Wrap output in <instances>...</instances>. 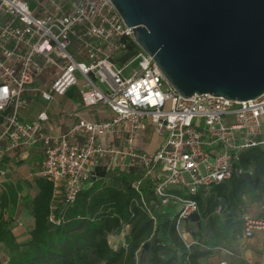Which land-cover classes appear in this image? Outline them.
<instances>
[{
	"label": "built area",
	"instance_id": "1",
	"mask_svg": "<svg viewBox=\"0 0 264 264\" xmlns=\"http://www.w3.org/2000/svg\"><path fill=\"white\" fill-rule=\"evenodd\" d=\"M125 38L141 49L111 0H0V178L8 176L9 158L38 146L44 161L36 176L53 182L69 204L100 162L137 165L144 177L133 188L149 181L152 204L178 206L179 235L187 248L200 246L183 224L199 212L195 197L242 175V156L264 150V94L244 102L184 98L142 49L122 62ZM74 88L85 108L104 105L112 117L91 122L64 112L75 122L54 134L41 105ZM148 129L161 140L158 150L137 145ZM243 224L237 241L264 235V219ZM208 250L242 260L230 246Z\"/></svg>",
	"mask_w": 264,
	"mask_h": 264
},
{
	"label": "trees",
	"instance_id": "2",
	"mask_svg": "<svg viewBox=\"0 0 264 264\" xmlns=\"http://www.w3.org/2000/svg\"><path fill=\"white\" fill-rule=\"evenodd\" d=\"M123 42L122 62L141 52L132 40ZM241 167L242 175L194 198L199 212L185 222L196 224L198 230L190 239L201 245L191 248L176 228L179 207L152 204L149 181L139 191L133 188L144 177L137 165L100 162L69 204L64 192L56 194L54 183L46 178H37V194L23 199L7 184L0 195V264H216L212 258L217 254L209 248L233 247L245 217L264 219L245 213L248 204L264 208V150L245 153ZM20 207L35 221L25 243L13 230L21 223L16 216ZM125 228L129 233L124 244L114 249L109 236Z\"/></svg>",
	"mask_w": 264,
	"mask_h": 264
},
{
	"label": "water",
	"instance_id": "3",
	"mask_svg": "<svg viewBox=\"0 0 264 264\" xmlns=\"http://www.w3.org/2000/svg\"><path fill=\"white\" fill-rule=\"evenodd\" d=\"M179 95L264 94V0H111Z\"/></svg>",
	"mask_w": 264,
	"mask_h": 264
},
{
	"label": "crops",
	"instance_id": "4",
	"mask_svg": "<svg viewBox=\"0 0 264 264\" xmlns=\"http://www.w3.org/2000/svg\"><path fill=\"white\" fill-rule=\"evenodd\" d=\"M70 94H74V98L80 99L81 105L77 108L75 99L70 97ZM65 101L56 104L54 102L47 106V110L51 116V124L53 126V133L60 134L66 131L75 122L74 118L69 117L65 113L77 112L81 117L91 122L105 121L112 117V112L104 105H98L93 108H85L77 90L72 89L67 96L64 97ZM65 112V113H64ZM161 140L156 139L150 129L144 132L137 142L140 149L146 151L158 150L161 146ZM18 159V160H17ZM44 161V154L40 147H28L24 149L18 157L9 158L6 162L8 167V176L6 178H0V195L2 194L7 184L15 188L20 199L25 198L28 195L35 196L38 192L36 186V174L41 169ZM263 205L248 204L245 210L246 214L253 217L264 218ZM19 223H23V226L14 225V234L20 243H25L30 237V232L35 227L34 218L31 216L30 211L22 207L18 208L16 213ZM129 228H126V234L123 233L124 241L120 242L115 235L109 236V243L114 249H118L125 242V236L128 235ZM188 240L189 237H186ZM233 248L240 255L242 260L229 259L223 255H216L212 258V262L219 264L220 261L228 260L230 264H247L245 261H251L254 263H264V235L262 232L257 231L253 238L242 239L236 241Z\"/></svg>",
	"mask_w": 264,
	"mask_h": 264
},
{
	"label": "rangeland",
	"instance_id": "5",
	"mask_svg": "<svg viewBox=\"0 0 264 264\" xmlns=\"http://www.w3.org/2000/svg\"><path fill=\"white\" fill-rule=\"evenodd\" d=\"M78 88V90H79V88H81L82 87V79L80 78L79 79V86H77ZM72 96V98H74V94H70V97ZM75 100V102H76V106H77V108L81 105V103H80V99L78 98V97H75L74 98ZM55 100H56V104H58V103H62V102H64L65 101V98L64 97H60V96H56L55 97ZM47 108V105H45V103L43 104V105H41V109L42 110H44L45 111V109ZM264 121V120H263ZM161 142V141H160ZM24 224L22 223V226H23ZM21 227V226H20ZM183 232H184V234H186V237H189V236H192V234H195L196 232H197V230H198V228H197V226H196V224H194V223H184L183 224ZM123 233H125L126 234V228L125 229H123V231L120 233V234H115V236L118 238V235H119V237L120 238H118L119 239V241L120 242H122V241H124V236H122V234ZM205 237L206 238H208L209 237V235H207L206 233H205Z\"/></svg>",
	"mask_w": 264,
	"mask_h": 264
}]
</instances>
